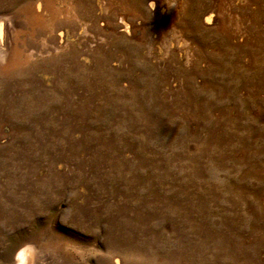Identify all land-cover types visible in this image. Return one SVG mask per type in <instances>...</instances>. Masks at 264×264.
I'll use <instances>...</instances> for the list:
<instances>
[{"label":"rangeland","instance_id":"rangeland-1","mask_svg":"<svg viewBox=\"0 0 264 264\" xmlns=\"http://www.w3.org/2000/svg\"><path fill=\"white\" fill-rule=\"evenodd\" d=\"M20 254L264 264V0H0V264Z\"/></svg>","mask_w":264,"mask_h":264},{"label":"bare ground","instance_id":"bare-ground-1","mask_svg":"<svg viewBox=\"0 0 264 264\" xmlns=\"http://www.w3.org/2000/svg\"><path fill=\"white\" fill-rule=\"evenodd\" d=\"M26 260H32V257L28 254H20L17 258V261L21 264ZM16 261V260H15Z\"/></svg>","mask_w":264,"mask_h":264}]
</instances>
